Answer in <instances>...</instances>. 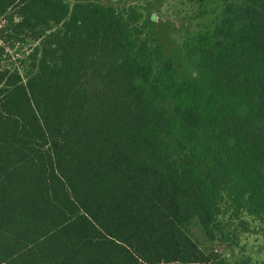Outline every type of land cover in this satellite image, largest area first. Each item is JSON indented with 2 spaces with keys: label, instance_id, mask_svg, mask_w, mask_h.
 Here are the masks:
<instances>
[{
  "label": "trees",
  "instance_id": "trees-1",
  "mask_svg": "<svg viewBox=\"0 0 264 264\" xmlns=\"http://www.w3.org/2000/svg\"><path fill=\"white\" fill-rule=\"evenodd\" d=\"M110 2L0 0V40L39 43L25 77L0 48V264H231L187 227L264 225V0L225 1L189 79Z\"/></svg>",
  "mask_w": 264,
  "mask_h": 264
},
{
  "label": "rangeland",
  "instance_id": "rangeland-1",
  "mask_svg": "<svg viewBox=\"0 0 264 264\" xmlns=\"http://www.w3.org/2000/svg\"><path fill=\"white\" fill-rule=\"evenodd\" d=\"M75 5L77 0H67ZM87 2L88 0H80ZM109 5L110 0H91ZM119 8H148L154 16L159 41L166 57L172 59L178 67L181 79L197 77L199 72V57L194 53V40L204 25L216 21L226 0H207L204 8L208 14L201 15V6L189 4L187 0H112ZM203 10V9H202ZM1 19L0 25H5ZM39 43L30 36L18 39L5 34L0 40V48L4 55L1 66L12 71H19L23 77L31 70L32 55ZM194 190L202 196L204 191L198 185ZM247 230L242 232L237 243H226L224 236L216 233V239L209 238L199 220H193L187 227L189 235L197 246L206 254H217L231 264H264V225L247 217ZM231 227V231L236 227Z\"/></svg>",
  "mask_w": 264,
  "mask_h": 264
}]
</instances>
